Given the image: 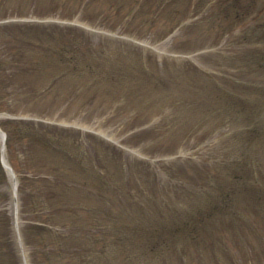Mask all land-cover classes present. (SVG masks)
<instances>
[{
    "label": "rangeland",
    "instance_id": "rangeland-1",
    "mask_svg": "<svg viewBox=\"0 0 264 264\" xmlns=\"http://www.w3.org/2000/svg\"><path fill=\"white\" fill-rule=\"evenodd\" d=\"M0 63V264H194L197 214L264 264V0H0Z\"/></svg>",
    "mask_w": 264,
    "mask_h": 264
},
{
    "label": "trees",
    "instance_id": "trees-1",
    "mask_svg": "<svg viewBox=\"0 0 264 264\" xmlns=\"http://www.w3.org/2000/svg\"><path fill=\"white\" fill-rule=\"evenodd\" d=\"M181 12H182L181 10H175L173 12L174 17L178 19ZM17 128L18 127H16V129ZM11 132L12 130L9 131L10 135H11ZM19 135H21L20 139L26 144L28 143L26 141L29 140L31 137V134L25 131H23V133H20ZM11 141H12V137H9V145L12 143ZM0 171H1V166H0ZM187 222H189L188 228L191 230L190 232H192L194 235L193 243L188 244L189 249L190 247L194 248V250L190 249L189 260H191V262L197 261L195 262L197 264H218L217 262H219V256H218L217 251L215 250V243H213V239H211L209 235H206V227H205L207 223L206 214H197L194 218L189 219ZM187 222L185 223V226ZM185 228H187V226ZM168 236L170 235L164 234L162 236L159 235V237L155 238V236L153 235L151 238H148V243H150L148 246L152 247L163 241H166V242L169 241L168 244L170 245L171 238ZM215 241L218 242L219 244V247H218L219 251L223 252L225 256L229 259V261L232 262L231 258H233L234 260L235 255H233L232 252L222 249V246L228 245V241L225 239H220V237H217ZM174 254H177V253H174ZM174 254H172V257ZM174 258L176 259L179 257L178 255L177 256L174 255ZM177 262H180V261H177Z\"/></svg>",
    "mask_w": 264,
    "mask_h": 264
},
{
    "label": "bare ground",
    "instance_id": "bare-ground-1",
    "mask_svg": "<svg viewBox=\"0 0 264 264\" xmlns=\"http://www.w3.org/2000/svg\"><path fill=\"white\" fill-rule=\"evenodd\" d=\"M0 138H1V140H2V135H1V133H0ZM4 162L6 163V160H5V158H4ZM10 179H11L13 182H15V181H14V179H13V176H12V174L10 175ZM14 185H15V183H14Z\"/></svg>",
    "mask_w": 264,
    "mask_h": 264
}]
</instances>
